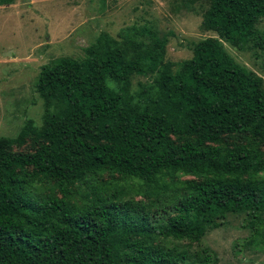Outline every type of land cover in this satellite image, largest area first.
Returning <instances> with one entry per match:
<instances>
[{
	"label": "trees",
	"instance_id": "1",
	"mask_svg": "<svg viewBox=\"0 0 264 264\" xmlns=\"http://www.w3.org/2000/svg\"><path fill=\"white\" fill-rule=\"evenodd\" d=\"M179 2L210 33L188 58L130 25L39 67L40 125L0 136V264H215L231 213L234 254L264 244L263 80L222 44L264 49V0Z\"/></svg>",
	"mask_w": 264,
	"mask_h": 264
},
{
	"label": "rangeland",
	"instance_id": "2",
	"mask_svg": "<svg viewBox=\"0 0 264 264\" xmlns=\"http://www.w3.org/2000/svg\"><path fill=\"white\" fill-rule=\"evenodd\" d=\"M197 5L179 0H12L0 4V136H15L25 119L40 125L41 100L34 90L39 67L59 56L78 58L100 32L116 36L125 26L147 25L166 34L164 58L191 54V42L210 35L200 27ZM257 29L264 31V17ZM234 61L259 75L264 87V49H236L222 43ZM29 143H26V147ZM23 148V147H22ZM264 151V150H263ZM241 214H228L201 238L217 256L215 264H264V244L233 253L247 236Z\"/></svg>",
	"mask_w": 264,
	"mask_h": 264
}]
</instances>
